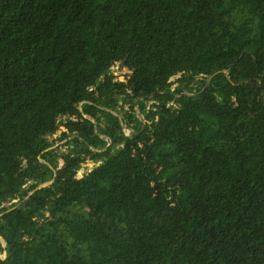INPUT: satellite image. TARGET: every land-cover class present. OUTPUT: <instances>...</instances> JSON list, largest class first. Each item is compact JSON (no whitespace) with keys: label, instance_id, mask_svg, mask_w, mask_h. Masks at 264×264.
<instances>
[{"label":"trees","instance_id":"obj_1","mask_svg":"<svg viewBox=\"0 0 264 264\" xmlns=\"http://www.w3.org/2000/svg\"><path fill=\"white\" fill-rule=\"evenodd\" d=\"M0 254L264 264V0H0Z\"/></svg>","mask_w":264,"mask_h":264},{"label":"rangeland","instance_id":"obj_2","mask_svg":"<svg viewBox=\"0 0 264 264\" xmlns=\"http://www.w3.org/2000/svg\"><path fill=\"white\" fill-rule=\"evenodd\" d=\"M111 73H112V75H113L117 80L123 82V81H125V75L128 74V71H127L125 68H123L122 66H120V65H116L115 67L111 68ZM175 79H176V78H172V79H171V82H174ZM175 87H176V84H174V85L172 86V89H174ZM132 113H133V114H134L139 120H141L142 123L144 122V119H143L142 116H140L138 109H135L134 112H132ZM123 128L125 129V133H126L127 135H129V134H130V131L127 130V128H126L125 125H123ZM60 131H63V129H60ZM58 136H59V134H56V135H54L50 140H54V139H56ZM60 164H61V163H60ZM93 166H94V164L91 163V162H88V163L82 165V166L80 167L79 171H78L77 176H78V177H81L84 173H86V172H88L89 170H91V169L93 168ZM0 256L3 257V255H1V254H0Z\"/></svg>","mask_w":264,"mask_h":264},{"label":"water","instance_id":"obj_3","mask_svg":"<svg viewBox=\"0 0 264 264\" xmlns=\"http://www.w3.org/2000/svg\"><path fill=\"white\" fill-rule=\"evenodd\" d=\"M125 134H126V133H125ZM2 246L4 247L5 245L3 244ZM3 257H4V254H3ZM3 257L0 256V258H3Z\"/></svg>","mask_w":264,"mask_h":264}]
</instances>
